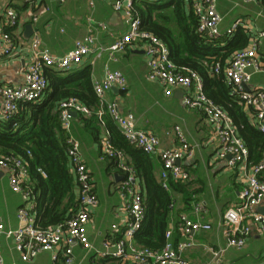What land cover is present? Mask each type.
<instances>
[{"label":"built area","instance_id":"1","mask_svg":"<svg viewBox=\"0 0 264 264\" xmlns=\"http://www.w3.org/2000/svg\"><path fill=\"white\" fill-rule=\"evenodd\" d=\"M40 1L25 0L32 10L39 6ZM57 2L64 5L67 0H57ZM135 2L136 0H112L113 10L122 13L128 27L113 44L108 47L96 44L92 36L93 29L98 27L105 31L107 26L101 23L93 24L89 34L76 39L72 49L62 56L51 54L43 45L39 32L35 29L40 16L32 10L28 17L32 34L27 43L24 42L20 49L16 50L18 40H23V37L22 32L17 37L13 32L18 30L21 19L12 8H6L0 19V54L13 58L25 48L28 58L22 69L20 84H0V119L12 118L22 103H36L42 100L48 88L45 70L67 72L81 65L90 55L95 54L99 57L103 52L108 53L109 62L115 61L118 54L139 42L146 57L147 79L159 83L165 96H171L174 90H183V106L200 111L210 124L212 128L210 140H216L219 146L217 158L227 160L229 168L240 166L243 172V187L238 195V202L224 212L221 220V224L225 226V246L216 250L205 248L210 255V260L206 264H224L225 252L229 248L242 249L253 226H256L260 233L264 232V214L256 213L255 210L264 203V181L259 178L264 172V148L260 161L248 166V149L237 134L232 119L221 107L206 97L202 89V79L197 73L176 67L169 58V50L164 42L154 34L140 30V19L134 9ZM183 2L191 6L197 18L198 32L212 38L221 35L219 26L223 18L216 9L217 0H183ZM244 2L250 3L254 0H244ZM89 5L92 7L93 3L90 2ZM42 10L47 12L49 8L43 7ZM239 28L248 35V44L233 52L223 73L232 92L238 95L239 102L248 112L250 123L264 134V91L245 88L251 80L252 72L262 70L257 51L259 40L264 37V33L255 30L246 20L238 19L227 28L224 35L231 36ZM220 71V63H215L212 76L218 75ZM126 84V78L120 71L111 69L109 63L104 65L102 79L92 84L99 104L96 114L101 124H103L102 116L107 113L129 144L147 155L159 154L162 168L160 183L164 190L169 189L170 181L186 182L189 178L188 173L177 162L192 158L198 146L190 145L177 126L174 128V133L178 146L161 150L159 138L150 131L137 129L135 118L131 113L121 114L117 103L105 101L107 92L113 88L123 90ZM70 112L83 116L91 115V110L75 98L65 100L59 105L61 127L67 135L66 152L70 171L78 191L77 210L65 222L45 228L35 224L34 216L30 213L31 182L26 162L11 155L0 156V170L6 172L11 191L21 194L24 199V206L19 208L16 214L17 229L8 230L0 223V238L5 236L13 240L15 250L20 254L22 262H30L38 255L48 252L51 253L53 260L60 256L64 264H72L74 248L80 247L88 253L96 251L88 239L87 224L91 210L98 204V199L90 172L80 155L79 142L70 135L72 120ZM100 154L103 160L117 158L118 168L122 174V179L118 183V194L124 219L121 223L111 226L112 234H116L119 238L115 241H105L102 250H97L95 254L102 260L105 258L111 260L114 264H191L183 255L195 246L194 234L209 231L210 225L181 214L176 226L179 240L174 245L173 230L167 229L166 245L162 250L153 251L138 247L134 238L145 215L141 182L133 168L126 163L124 155L110 144L107 133L100 141ZM41 174L44 176V173ZM170 208L172 209L173 206L170 205ZM192 208L196 215L204 211V205L200 202L194 204ZM246 222L251 223L252 226L245 224ZM0 264L13 263L5 262L0 255ZM107 264L110 262L108 261Z\"/></svg>","mask_w":264,"mask_h":264},{"label":"crops","instance_id":"2","mask_svg":"<svg viewBox=\"0 0 264 264\" xmlns=\"http://www.w3.org/2000/svg\"><path fill=\"white\" fill-rule=\"evenodd\" d=\"M147 1L163 3L170 0ZM90 2L93 3L92 7L89 5ZM43 7L49 10L44 12ZM6 8H12L21 19L18 30L13 32L16 37L22 32L23 40H18L16 44V50H19L21 44L27 43L30 38H24L23 33L25 26L30 24L28 17L32 9L25 0H0V19ZM216 9L223 18L219 26L221 35H224L227 28L238 19L246 20L255 30L264 33V0H254L250 3L244 0H217ZM172 10V7H168L158 13L167 15L172 20ZM32 11H36L40 16L35 29L39 32L43 45L55 56H62L71 50L73 42L89 34L93 24L101 23L107 26L105 31L98 27L92 31L96 44L102 47L113 44L128 29L122 13L113 10L112 0H67L64 5H60L57 0H41L39 6ZM257 53L262 70L251 71V80L247 86L248 89L264 91V37L259 40ZM107 54L103 52L99 57L92 54L81 65L69 72L89 68L93 84L94 81L102 79L104 65L109 63L111 69L120 71L125 76L127 84L123 90L115 88L116 90L107 92L106 102L117 103L121 114L131 113L135 118L137 129L150 131L159 138L161 150L178 146L174 133V128L177 126L190 145L198 146L192 158L179 163L188 173L186 191L190 193L192 200L186 207L183 194L172 192L174 203L169 212L167 229L173 230L172 244L174 245L176 239L179 240L176 232L179 215L185 214L190 219L208 223L211 229L195 233L193 236L195 246L183 255L184 259L191 264H206L210 260V255L205 248L216 250L225 246V226L221 224V220L224 212L238 202V195L243 187V172L240 166L229 168L227 160L217 158L219 146L216 140H210L212 128L200 111L183 106V90L177 89L171 96H165L159 83L147 79L146 57L139 42L130 45L125 52L118 54L115 61L109 62ZM27 56L25 48H22L20 53L13 58L0 54V84L17 85L22 82V69ZM135 90L138 92L137 100H132ZM242 109L250 122L248 112L243 106ZM106 133L107 131L102 128L101 138ZM70 135L79 142L80 155L94 183L98 204L91 210L87 235L94 250L101 251L105 241H115L119 238L116 234H112L111 226L121 223L124 219V211L118 194V183L122 179V174L118 169L113 168L109 160L101 159L99 144L87 133L84 125L77 118L71 120ZM123 155L125 156L124 153ZM149 156L154 163V174L160 181L162 168L159 154ZM125 158L128 160L127 156ZM257 163L249 160L248 153V166ZM102 178H104V185H108L107 188L98 187L97 180ZM259 178L264 181V172ZM73 181V194L77 201L78 191L74 178ZM101 195H105L106 202L102 201ZM199 202L204 205V211L196 215L192 207ZM23 206L22 195L11 191L6 172L0 170V223L4 224L8 230L17 229L16 214ZM35 206L34 201L31 209L33 210ZM255 210L256 213L264 214V203ZM30 213L34 216L35 224L40 227L36 222V214L31 211ZM245 224L251 225L249 222ZM95 252L88 253L80 247L74 248L72 264H103L101 263L102 258ZM0 255L5 262L13 264H36L43 257L51 264H64L60 256L53 260L51 253L48 252L38 255L30 262H22L20 254L15 250L13 240L5 236L0 238ZM223 259L224 264H264V232L260 233L257 227L253 226L242 249L229 248Z\"/></svg>","mask_w":264,"mask_h":264},{"label":"trees","instance_id":"3","mask_svg":"<svg viewBox=\"0 0 264 264\" xmlns=\"http://www.w3.org/2000/svg\"><path fill=\"white\" fill-rule=\"evenodd\" d=\"M168 7L173 9L172 20L158 13ZM134 9L140 19V30L150 32L164 42L172 63L200 76L204 94L232 119L248 149L249 160L257 163L264 148V134L249 122L238 95L232 92L223 73L233 52L247 45L248 35L241 28L231 36L214 38L198 32L197 18L191 6L183 0L163 3L136 0ZM215 63H220L221 71L212 76ZM67 72L45 70L48 88L42 100L22 103L12 118L0 119V156L11 155L26 162L31 182V208L36 202L35 208L30 211L36 214L40 227L55 226L68 220L77 209V201L73 194L74 181L66 152L67 135L61 127L59 105L65 100L77 99L91 110L90 116H76L87 133L100 146V132L104 128L110 144L127 156L126 163L142 182L145 215L135 234V244L153 251L162 250L166 245L170 205L174 203L172 192L183 194L186 207L192 200L186 191L187 182L170 181L169 190H164L154 174L151 157L129 144L107 113L102 116L101 124L96 114L99 104L93 92L89 68ZM105 160L119 170L117 158ZM108 261L114 264L106 258L101 263Z\"/></svg>","mask_w":264,"mask_h":264},{"label":"rangeland","instance_id":"4","mask_svg":"<svg viewBox=\"0 0 264 264\" xmlns=\"http://www.w3.org/2000/svg\"><path fill=\"white\" fill-rule=\"evenodd\" d=\"M137 95H138V92L136 90L133 91L132 100H137V97H136ZM97 181H98L97 182L98 187H105V188H107L108 185L107 184L104 185V178H102L100 180H97ZM101 199H102L103 202H106L105 195L104 196L101 195ZM36 264H51V263L47 259H44V257H43V259L37 261Z\"/></svg>","mask_w":264,"mask_h":264},{"label":"water","instance_id":"5","mask_svg":"<svg viewBox=\"0 0 264 264\" xmlns=\"http://www.w3.org/2000/svg\"><path fill=\"white\" fill-rule=\"evenodd\" d=\"M31 34H32V26L30 24H27L25 26L23 36H24V38L27 39V38L30 37ZM245 88L248 89V86L245 85ZM112 90H116V89L113 88ZM70 115H71L72 118H76V116H77V114L75 112H70ZM177 163L179 164L180 162H177Z\"/></svg>","mask_w":264,"mask_h":264}]
</instances>
